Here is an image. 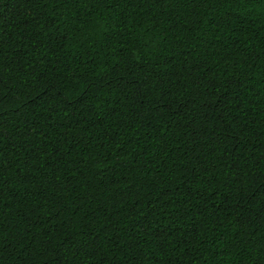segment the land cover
Here are the masks:
<instances>
[{"label":"trees","instance_id":"obj_1","mask_svg":"<svg viewBox=\"0 0 264 264\" xmlns=\"http://www.w3.org/2000/svg\"><path fill=\"white\" fill-rule=\"evenodd\" d=\"M0 264H264V0H0Z\"/></svg>","mask_w":264,"mask_h":264}]
</instances>
